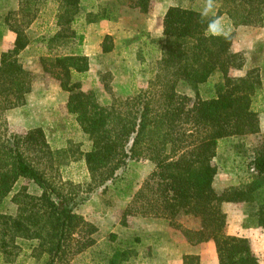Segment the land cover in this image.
I'll return each instance as SVG.
<instances>
[{
	"label": "trees",
	"instance_id": "obj_1",
	"mask_svg": "<svg viewBox=\"0 0 264 264\" xmlns=\"http://www.w3.org/2000/svg\"><path fill=\"white\" fill-rule=\"evenodd\" d=\"M50 1L59 2L57 27L34 41L40 44L44 73L68 93L67 112L89 141L80 159L92 183L102 186L114 179L130 159L148 160L154 168L124 213L164 217L171 224L179 215L199 217L201 229L187 231L191 243L212 240L218 264H259L247 237L227 233L222 204L253 203L254 225L264 227V145L252 161L251 179L221 192L214 186L218 172L214 158L219 140L260 133L262 110L255 102L263 79L258 68L231 75L246 61L243 52L232 49L234 33L227 39L205 35L211 16L201 22L200 10L179 4L169 6L164 14L160 54L148 84L110 104L101 103L94 89L84 87L89 56L60 50L84 41L73 27L81 0H19L18 10L8 11L4 23L15 38L0 56V205L12 194L17 211L0 212V253L10 255V247L26 241L44 255L43 264H69L95 243L96 226L75 211L87 197L81 196L80 185L63 179L58 150L52 148L45 130L15 131L6 116L8 110L24 106L32 90L35 75L24 67L20 53L33 42L28 29ZM233 1L245 11L237 24H263L264 17L252 12L262 10L264 0ZM132 6L147 13L151 1L134 0ZM88 17L87 23L113 19L106 8ZM101 47L103 53L114 49L112 35H105ZM216 73L221 79L215 95L203 98L199 86ZM189 87L192 94L182 91ZM74 144L63 151L74 152L72 147H80ZM22 179L37 184L41 194L31 193L27 185L15 190ZM132 255L130 248L116 249L108 264H126ZM183 259L185 264H200L197 254H185Z\"/></svg>",
	"mask_w": 264,
	"mask_h": 264
},
{
	"label": "rangeland",
	"instance_id": "obj_2",
	"mask_svg": "<svg viewBox=\"0 0 264 264\" xmlns=\"http://www.w3.org/2000/svg\"><path fill=\"white\" fill-rule=\"evenodd\" d=\"M150 1L151 9L144 13L139 7L132 6L134 0H81L73 27L84 35V41L80 45L64 46L60 50L64 52L74 50L80 53L95 51L93 47L100 44L103 39L101 36L103 31L110 27L102 26L89 30L88 23L86 24L89 18L88 13L97 12L102 8L108 9V13L113 19L107 20L117 27V31L111 34L114 49L109 53L89 56L90 69L83 78L84 87L94 89L99 101L103 104H110L117 97L132 95L138 88L148 84L153 74L154 62L160 54L159 41L163 36L162 18L169 6L179 4L201 11L204 5V0ZM237 4L233 0H216L215 13L223 18L228 33H234L232 49L243 52L245 55L246 61L243 68L233 70L231 75H244L252 68H258L260 71L263 90L255 105L262 110L260 112L262 113L264 112V20L261 25L237 24L241 14L245 12L244 6ZM18 7L19 0H0V56L3 51L12 47L15 38V34L4 23V18L8 11L18 10ZM58 8V1H50L28 29L33 42L25 57L21 55L23 51L20 53V60L23 64L30 67L32 64L34 67L35 64L32 61L35 58L41 64L37 47L40 44L34 40L40 35L50 34L56 29ZM252 14L264 17V5L262 10L253 11ZM41 69L43 68L41 67ZM30 71L35 75L33 83L37 81L34 88L35 98L33 97L34 115L50 121L46 134L52 148L58 150L61 175L63 179L80 185L81 196L87 197L77 205L75 211L77 212L79 207L80 209L86 207V214L89 213L90 217L82 216L86 221L96 226V231L92 234V237L95 238L94 245L75 255L69 264H108L110 254L116 249L125 248L132 249L135 254L126 264H149L145 260V251L143 250L142 238L145 232L142 231L144 223L141 217L144 216L127 215L124 211L132 201L137 185L140 182L142 185L146 179L144 176L152 169L150 161L130 159L126 166L117 171V176L114 179L107 181L102 186L93 184L89 172L85 168V162L80 159V152L88 148L89 141L83 135L74 116L67 112L64 103L66 97L59 95L60 91H64L59 81L44 72L39 74L34 70ZM220 79L221 74L216 73L206 83L201 84L199 86L201 96L203 98L214 96L216 84ZM43 90L48 91L47 95L38 98V94H42ZM182 91L187 94L193 93L190 87L183 88ZM56 100L62 101V104L54 105L53 102ZM37 103L43 107H39ZM55 107L58 109L55 110ZM12 113L11 119L7 117L12 129L18 132L28 130L22 124L25 112L16 110ZM222 141L216 159L214 158V163L218 167V176H215L214 182L215 188L219 192L228 187L239 186L251 179L254 175L252 161L258 150L264 145V132L239 136L230 140L232 142ZM74 143L80 145V147H72L75 149L74 152L63 151L64 148L71 147L69 145ZM22 185H27L30 192L41 189L33 181L22 179L16 184L15 190H18ZM11 196L12 194L0 205V212L16 213V205L11 201ZM129 196L132 198L128 201ZM255 208L253 203L248 202H232L224 206L223 210L227 219L226 231L247 237L259 258V264H264V227L254 225L255 221L252 219L251 213L255 211ZM151 218L155 217L146 216L145 219ZM167 220L170 226L175 229L177 237L183 235L189 243L191 242L187 231H195L190 226L196 223L201 225L199 217L189 215H179L174 224H171L170 219ZM114 234L116 238L112 239L110 236ZM137 239H140L139 242L136 241ZM18 243V248H9L10 251H13L12 254L5 256L0 253V264L44 263V255L40 250H36L31 242L19 241ZM203 253L208 257L210 263L211 253H213L211 246L205 244ZM215 264L218 263L215 262Z\"/></svg>",
	"mask_w": 264,
	"mask_h": 264
},
{
	"label": "crops",
	"instance_id": "obj_3",
	"mask_svg": "<svg viewBox=\"0 0 264 264\" xmlns=\"http://www.w3.org/2000/svg\"><path fill=\"white\" fill-rule=\"evenodd\" d=\"M165 12H164V14H165ZM162 20H163V18H162ZM86 24H87V21H86ZM102 26H109L110 27V28H108V30L103 31V33L101 35L103 39H104L106 34L111 35L115 31H117L116 25H114L112 22L108 21L107 19L100 20L98 22L88 23V25H87L89 30H92L94 28H99ZM103 39L100 41V44L93 47V49H95V51H91L92 53L84 52L83 54H86L88 56H92V55H96V54H103L102 47H101V43H102ZM30 45L27 46L23 50V52L21 53V55L23 57H25L26 53L29 51ZM38 62L39 61L37 60V58H35L32 61V63L35 64L34 67L32 66V64H31V67L28 66L27 64H23V65L26 69L34 70V72L41 74L44 72V70L41 69L42 66ZM36 82L37 81H35V83H33L32 90L27 95V103L22 107L13 108V109L8 110L7 111V117L9 119H11L10 117L13 114L12 112H14L16 110H21V111L25 112V116L22 119V124L25 125L27 129H31L34 127H42L46 133L47 129L49 128V122L50 121L47 119L38 118L37 116L34 115L33 97L35 98L34 88H35ZM43 92H42V94L41 93L38 94V98H42L43 95L46 96L48 91L43 90ZM59 95L61 97L62 96L66 97V100L64 103L67 104L68 93L66 91H63V92L60 91ZM60 103L62 104V101L56 100L53 102L54 105H59ZM37 104L39 107H43L40 103H37ZM57 109H58V107H55V110H57ZM259 117H260V130H261V132H264V112L260 113ZM247 135H250V134H247ZM251 135H253V134H251ZM236 137H239V136H232V137L223 138V139L219 140L218 150L220 149V145L223 142L222 140H227V142H232L230 140H232ZM218 150H217V153H218ZM215 159H216V157H215ZM150 163H151L152 169H153L154 164L152 162H150ZM85 168L87 169L86 165H85ZM152 169H150L149 173H147L144 176V178L148 177V175L150 174ZM217 176H218V174L216 175V177ZM140 183H139V185H137V187L134 191H137L141 187ZM214 186H215V182H214ZM29 191H30V189H29ZM34 191L35 192H31V193L36 194V195L41 194V189H37ZM131 198H132V196H129L128 201ZM230 203H232V202H224L222 204V206L223 207L227 206ZM82 205L85 206L84 204H82ZM15 208H16L15 210L17 211V205ZM85 208L86 207H83L80 209V207H79V208H77V212L79 214L83 215L85 218L90 217V215H88L89 213L86 214L87 212L85 211ZM141 218L143 219V223H144L143 224L144 229L142 231L145 232L143 234V238H142L143 243H144L143 244V250L145 251V260H147L149 262V264H185L184 259H183L185 254H197V255L201 256L200 257V264H215V262L218 263V257H217L215 244L212 240L207 241V242H202L199 244H191L187 241V239L183 235H181L182 237H177L175 229L172 226H170L169 221L167 219L165 220L163 218H158V217L151 218V219H145L146 217H141ZM190 228H193L195 230H200L201 225L199 223H196L195 225L190 226ZM229 234H231V233H229ZM232 235H234V233ZM235 235H238V234H235ZM238 236H240V235H238ZM205 244H207L209 247L211 246V248L213 249V253H211V262L210 263L207 259L208 257L205 256L203 253V249H205Z\"/></svg>",
	"mask_w": 264,
	"mask_h": 264
},
{
	"label": "clouds",
	"instance_id": "obj_4",
	"mask_svg": "<svg viewBox=\"0 0 264 264\" xmlns=\"http://www.w3.org/2000/svg\"><path fill=\"white\" fill-rule=\"evenodd\" d=\"M216 0H204L203 8L200 12L201 22L207 19V26L205 29V35L212 37H224L228 38V30L223 22V18L215 13Z\"/></svg>",
	"mask_w": 264,
	"mask_h": 264
}]
</instances>
